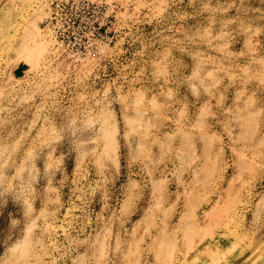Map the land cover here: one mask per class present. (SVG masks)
Listing matches in <instances>:
<instances>
[{
	"label": "rangeland",
	"instance_id": "rangeland-1",
	"mask_svg": "<svg viewBox=\"0 0 264 264\" xmlns=\"http://www.w3.org/2000/svg\"><path fill=\"white\" fill-rule=\"evenodd\" d=\"M0 264H264V0H0Z\"/></svg>",
	"mask_w": 264,
	"mask_h": 264
},
{
	"label": "built area",
	"instance_id": "built-area-1",
	"mask_svg": "<svg viewBox=\"0 0 264 264\" xmlns=\"http://www.w3.org/2000/svg\"><path fill=\"white\" fill-rule=\"evenodd\" d=\"M68 3V0H65V4Z\"/></svg>",
	"mask_w": 264,
	"mask_h": 264
}]
</instances>
